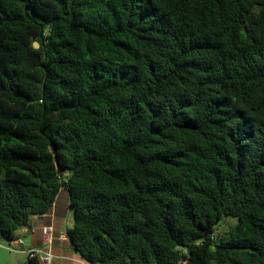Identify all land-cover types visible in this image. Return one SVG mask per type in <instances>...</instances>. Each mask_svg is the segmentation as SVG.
Masks as SVG:
<instances>
[{"label": "trees", "instance_id": "trees-1", "mask_svg": "<svg viewBox=\"0 0 264 264\" xmlns=\"http://www.w3.org/2000/svg\"><path fill=\"white\" fill-rule=\"evenodd\" d=\"M62 189L91 264H264V0H0V242Z\"/></svg>", "mask_w": 264, "mask_h": 264}, {"label": "crops", "instance_id": "crops-1", "mask_svg": "<svg viewBox=\"0 0 264 264\" xmlns=\"http://www.w3.org/2000/svg\"><path fill=\"white\" fill-rule=\"evenodd\" d=\"M68 213L72 214L73 210L68 205L67 194L65 190H61L57 195L54 204L50 210L43 215L32 216L29 220L28 227L30 231L25 234L22 229L15 233V239L22 237L23 245L16 251L9 252L6 264H21L27 260L26 250L33 248H45L50 250L52 255L51 264H91L83 260L76 253L71 240L68 237V231L62 230L63 222ZM71 220V221H72ZM43 227L51 228L50 236L51 243L48 245L45 241V236L42 234Z\"/></svg>", "mask_w": 264, "mask_h": 264}, {"label": "built area", "instance_id": "built-area-1", "mask_svg": "<svg viewBox=\"0 0 264 264\" xmlns=\"http://www.w3.org/2000/svg\"><path fill=\"white\" fill-rule=\"evenodd\" d=\"M21 229L23 233L25 234H27L30 231V228L28 226L22 227ZM50 231H51V228L49 227H43L41 229V232L45 236V241L48 245L51 243ZM22 245H23V238L19 237L16 239L14 238L10 242L6 243L4 247L9 251H16ZM26 253H27V257L29 258H37L40 264H51L52 255L50 253V250L47 249V247L29 249V250H26ZM184 263L185 262L183 260L179 262V264H184Z\"/></svg>", "mask_w": 264, "mask_h": 264}, {"label": "rangeland", "instance_id": "rangeland-1", "mask_svg": "<svg viewBox=\"0 0 264 264\" xmlns=\"http://www.w3.org/2000/svg\"><path fill=\"white\" fill-rule=\"evenodd\" d=\"M72 214L68 213L67 216L65 217V220L63 222V226H62V230L66 231L67 229H70L72 227ZM236 223V219L234 218H228V219H224L223 221L219 222L217 224V232H221L222 235H225V229H227V227L232 226ZM6 245L5 242H0V264H6L7 261V257L6 255L9 254V250H7L4 246ZM10 256V255H8ZM12 264H16L15 262Z\"/></svg>", "mask_w": 264, "mask_h": 264}, {"label": "water", "instance_id": "water-1", "mask_svg": "<svg viewBox=\"0 0 264 264\" xmlns=\"http://www.w3.org/2000/svg\"><path fill=\"white\" fill-rule=\"evenodd\" d=\"M34 48H38L39 44L37 42L33 43ZM69 239L71 240V236L68 234Z\"/></svg>", "mask_w": 264, "mask_h": 264}]
</instances>
